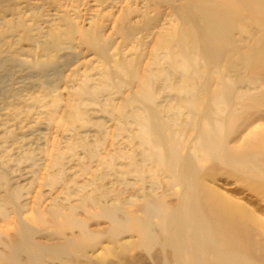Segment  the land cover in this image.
Wrapping results in <instances>:
<instances>
[{"label":"rangeland","instance_id":"obj_1","mask_svg":"<svg viewBox=\"0 0 264 264\" xmlns=\"http://www.w3.org/2000/svg\"><path fill=\"white\" fill-rule=\"evenodd\" d=\"M192 1L0 0L4 257L8 240L26 229L42 264H156L158 243L148 245L138 227L159 229L181 191L164 154L192 152L209 107L234 115L229 144L264 130V65L256 64L262 56H251L249 65L239 52L264 34V12L243 9L237 46L217 63L192 53L191 69L175 52L180 43L187 50ZM221 73L241 97L231 104L213 93ZM222 171L218 186H236ZM17 258L23 263L26 254Z\"/></svg>","mask_w":264,"mask_h":264},{"label":"bare ground","instance_id":"obj_2","mask_svg":"<svg viewBox=\"0 0 264 264\" xmlns=\"http://www.w3.org/2000/svg\"><path fill=\"white\" fill-rule=\"evenodd\" d=\"M238 1L241 3L240 9L233 0H193L191 10L194 17L189 27L187 50L180 43L175 55L187 60L191 69H194L195 59L192 58L195 56L192 57V53L202 54L208 60L215 61L227 48H235L234 32L240 23L242 11H245L243 9L257 14L264 12V0ZM255 40L252 48L239 50L240 58L243 63L251 65V56L259 54L262 59L258 58L256 64L264 65V34ZM216 85L214 96L223 102L231 104L233 98H241L235 82L227 73L220 74ZM248 96L253 100V96ZM249 105L251 103L246 104ZM205 109L200 124L197 123L192 152L186 153L184 157L167 153L163 156L168 169L173 173L174 181L181 186V191L175 205L166 208L161 214L159 229L147 222L138 227L142 240L148 245L158 243L155 252H152L156 264H264V130H251L243 142L229 144L226 135L230 129L228 122L233 121L234 115L223 117L221 113L216 114L212 107ZM143 127L151 129L149 124ZM220 170L234 178L236 186L224 187L225 190L220 188ZM227 180H222L221 185L225 186ZM31 235L28 230L20 229L16 239L8 240L6 244L8 256L5 258L1 253L0 258L7 259V264H19L21 262L17 255L24 252L26 258L21 264H42L40 246L32 243ZM99 264H110V260L108 262L104 259Z\"/></svg>","mask_w":264,"mask_h":264}]
</instances>
